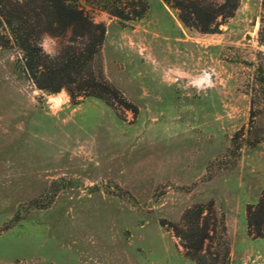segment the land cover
<instances>
[{
  "label": "rangeland",
  "instance_id": "1",
  "mask_svg": "<svg viewBox=\"0 0 264 264\" xmlns=\"http://www.w3.org/2000/svg\"><path fill=\"white\" fill-rule=\"evenodd\" d=\"M134 1L78 0L104 24L101 71L134 110L36 88L0 47V264H198L169 224L209 202L203 264H264L245 225L264 187V0H238L212 32L164 0L107 11ZM66 36L37 43L51 54Z\"/></svg>",
  "mask_w": 264,
  "mask_h": 264
},
{
  "label": "trees",
  "instance_id": "2",
  "mask_svg": "<svg viewBox=\"0 0 264 264\" xmlns=\"http://www.w3.org/2000/svg\"><path fill=\"white\" fill-rule=\"evenodd\" d=\"M177 9L178 19L202 32H212L226 17L233 14L238 0H164ZM136 8L124 9L108 5L107 11L122 19L140 15L146 5L135 0ZM257 34L264 45V19ZM41 33L66 38L54 53L44 52L37 43ZM104 24L94 21L78 0H0V47H14L17 54L14 67L36 88L56 92L64 88L71 102L89 95L101 99L113 109L134 110L117 87L102 73L99 48L103 40ZM260 63L257 67L260 68ZM264 82V76L257 78ZM212 204L196 203L187 207L180 223H170L179 237L184 253L204 262V244L215 230ZM210 216V217H209ZM219 218V217H218ZM223 229L221 218L218 219ZM247 233L264 237V187L253 204L245 206Z\"/></svg>",
  "mask_w": 264,
  "mask_h": 264
},
{
  "label": "water",
  "instance_id": "3",
  "mask_svg": "<svg viewBox=\"0 0 264 264\" xmlns=\"http://www.w3.org/2000/svg\"><path fill=\"white\" fill-rule=\"evenodd\" d=\"M254 22H255V21L253 20V21H252V24H254Z\"/></svg>",
  "mask_w": 264,
  "mask_h": 264
}]
</instances>
